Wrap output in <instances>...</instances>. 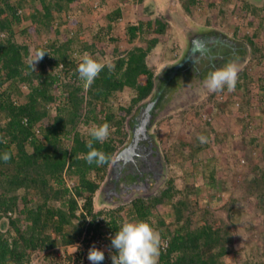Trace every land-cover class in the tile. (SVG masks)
Masks as SVG:
<instances>
[{
  "label": "trees",
  "instance_id": "16d2710c",
  "mask_svg": "<svg viewBox=\"0 0 264 264\" xmlns=\"http://www.w3.org/2000/svg\"><path fill=\"white\" fill-rule=\"evenodd\" d=\"M127 1L119 0L115 7H110L106 0L97 2L98 13L106 21L104 25L97 24L96 30L89 34H83V29L77 27L73 36L65 38L62 43H48L49 51L46 50L47 45L37 46L35 52L42 50L47 53L40 61L42 69L36 74L38 82L34 85L31 79L33 71L24 61L30 47L27 38L32 36L31 33L37 37L46 32L57 19L53 17L55 13L70 14L79 1L0 0V141L7 140V143L0 142V156L4 152L11 153L9 161L0 159V264H29L31 254L36 251L50 250L59 243L71 245L80 239L83 232H110L112 236L123 224L122 207L108 213L104 209L93 210L94 193L105 177L112 154L125 141V119L134 113H131L133 107L151 93L153 72L147 65L146 57L158 44L157 35L164 34L166 25L157 19L127 23L126 39L130 42L140 36L146 46H134L123 53L113 50L116 55L112 62L114 70L109 72L105 67L87 88L85 122L110 125L108 139L103 143L94 141L93 144L107 156L103 165L89 164L83 158L89 151L86 144L90 139L87 132L76 129L84 104L83 86L65 83L64 92L67 94L61 98V103L53 104L51 86L55 76L48 73L45 67L62 62L78 74L81 57L76 54L87 51L92 56L98 51L103 57L106 52L100 50L97 43L106 36L109 40H118L112 34L116 33L117 23H122L119 19L123 17ZM193 1L190 0L191 4ZM27 3L29 6H26ZM245 17L246 24L255 23L256 18ZM61 19L57 21L56 33H59L58 27L66 25V18ZM257 26L252 34L245 31L253 56L261 55L262 44L259 46L253 40L258 34L263 36L261 18ZM147 36L151 37L148 39ZM75 41L76 46L73 45ZM259 71L257 78L245 73L244 96L251 95L253 85L248 84L251 82L259 83L258 90L264 91V70L261 68ZM236 86H240L238 82ZM125 90H128L129 104L116 103L118 95ZM236 93L232 91V95ZM17 97H24L25 101L19 102ZM226 101L222 100V103ZM49 106L53 112L49 111ZM49 116L48 124L39 125L43 118ZM200 131L205 137L207 133L203 129ZM170 134L168 131L164 137L168 138ZM178 134V141L184 147L200 148L204 144L198 140L199 136L192 142L187 139V133L180 131ZM66 140L70 143H65ZM210 178L214 182V173L210 174ZM69 181L75 183L72 190L67 186ZM257 187L264 189V171L249 181L247 191L254 192ZM172 191V184L167 180L159 196L148 201L141 198L133 200L136 221H148L152 210L170 200ZM30 194L36 199L31 205ZM185 197L171 204L173 219L166 230L159 232L163 241L159 264H226V257L232 253L235 243V225L214 217L208 210H203L200 217L192 212L184 217V211L189 207ZM19 202H22V208H19ZM18 213L24 214V217L19 218ZM194 215L196 218H193ZM107 216L108 219L105 218ZM194 221L198 223L192 226ZM160 224H165V221H160ZM170 226H174L173 230H168ZM10 233L13 235L10 236ZM74 255L78 261L80 254ZM112 255H116L114 249Z\"/></svg>",
  "mask_w": 264,
  "mask_h": 264
},
{
  "label": "rangeland",
  "instance_id": "374dc122",
  "mask_svg": "<svg viewBox=\"0 0 264 264\" xmlns=\"http://www.w3.org/2000/svg\"><path fill=\"white\" fill-rule=\"evenodd\" d=\"M78 1L79 3L72 8L73 11L69 12L70 14L68 12L55 13L53 17L57 19L46 32L38 34L37 37L35 33H31L32 36L26 41L30 47H44L52 41L59 44L65 38L73 36L77 27L83 29V34H89L92 30H96L97 24L106 23L97 10V2L101 0ZM118 2L119 0H106L110 7H115ZM209 2H211L210 12L205 13L204 10L207 9ZM245 2L260 9L256 15L254 27L261 18L260 27L264 29V0H196L194 4H191L190 0H159L158 2L143 0L135 3L128 0L124 5L123 17L119 19L122 23L121 25L117 23L116 33L112 34L118 40L112 41L106 36L103 41L97 43L100 50L106 54L104 53L105 55L101 57V53L95 51L93 56L101 62H113L116 58V55L112 53L113 50L123 53L134 46L145 47L146 43L141 40L140 36L130 42L126 39L125 25L129 22L136 23L153 18L166 25L164 34L157 35L158 44L150 51L147 59L149 65L156 66V72L161 74L165 64L172 68L175 63L185 58L183 56H188L191 41L201 43L200 45L203 46V49L198 47L199 49L192 50V53L189 52V59L179 68L180 70H176L172 78H168L169 85H166L159 105L152 111V122L149 124L148 133L154 139L153 149L158 153V158L156 162L145 167L156 169L153 171L148 169L152 173H149L147 178L145 177L143 183L139 182L141 186L126 189L122 186L121 179L119 180L120 185H115V181L118 183V180L112 177L114 174L108 167L104 180L94 193L93 210L97 212L104 209L108 213L122 207L123 223L135 222L133 200L141 198L148 201L154 196H159L160 192L165 189L167 180H170L173 188L170 193L172 197L152 210L146 222L158 232L166 230L173 219L171 204L186 196L189 207L185 209L184 217L191 212L200 217L203 210H208L214 214V217L223 218L235 225V243L232 253L226 257V264H264V189L259 190L257 187L254 192L247 191L249 181L264 171V91L258 90L259 83L251 82L248 83L253 85L251 95L248 97L242 94L246 88L245 73L257 78L261 72L259 70L261 68L264 70V40H262L264 37L259 34L253 37L259 46L262 44L261 55L254 54L253 56L251 45L247 42L245 35V31L252 34L253 30L250 27L248 30L244 28L240 33L231 28L238 22L236 26L238 29L241 21H245L247 10L241 7ZM27 5L29 6L28 3ZM218 8L220 14H217ZM208 16L209 24L207 25L205 19ZM61 17L66 18V25L58 27V34L55 27ZM186 19L194 22L195 27L187 25ZM197 26L200 31H205L206 35H196ZM203 26L207 28L204 29ZM75 43L77 44V41L74 42V46H76ZM49 48L50 46L47 45L46 50L49 51ZM85 52L81 55L75 54L78 58H82ZM31 57L26 55L24 61L27 63ZM170 58L172 60H164ZM230 60H235L240 66L237 81L240 86L235 87L236 95H232V92L225 88V92L222 93L223 99L228 93L231 95L225 103H222L221 93H209L203 82L208 72L223 66ZM38 66L37 63L36 71H33L31 77L34 85L38 82L36 74L42 69ZM253 68L256 70L252 71ZM47 72L62 74L54 66L48 67ZM176 74L179 76L177 77ZM65 80L66 78L61 85L68 83ZM159 80L160 78L156 79V85ZM23 88L26 90L24 86ZM58 90L59 88L53 90V93L58 95ZM17 99L19 102L25 101L24 97H17ZM61 101L57 97L54 103H61ZM128 101V90H125L118 95L116 103L128 105ZM147 102L145 99L141 101V105L145 106ZM48 108L50 112H53L51 106ZM137 108L138 104L133 107L131 113H134L125 119L124 127L128 142L123 143L124 146L129 144L132 137L134 122L131 118L141 113V109L137 111ZM86 114L87 106L82 109L76 123V129L83 133L93 126L92 123L85 122ZM49 121L50 116L45 117L39 125H46ZM201 129L207 133L206 142L202 147H184L178 141L177 135H180L178 132L187 133V139L193 142L198 136H203ZM168 131L171 134L165 138L164 134ZM65 143L69 144L70 141L66 140ZM122 145L117 147L119 151L124 148ZM114 158L113 153L109 166ZM211 173H214V182L210 178ZM109 178L111 180L107 184ZM71 184L73 185L74 181ZM29 197L32 199L30 205L35 203V195L30 194ZM19 208H22V202H19ZM17 215L19 218L24 217L22 213ZM196 216L194 215L193 218ZM105 218L108 219V216ZM162 220L165 224L158 225ZM197 223L194 221L192 226ZM19 224L22 228V222ZM173 228L174 226H170L168 230H173ZM12 235L10 233V236ZM72 250L73 247L66 248L59 243L50 250L32 253L28 262L29 264H70L68 252ZM85 262L91 264L88 259Z\"/></svg>",
  "mask_w": 264,
  "mask_h": 264
},
{
  "label": "clouds",
  "instance_id": "9594fccd",
  "mask_svg": "<svg viewBox=\"0 0 264 264\" xmlns=\"http://www.w3.org/2000/svg\"><path fill=\"white\" fill-rule=\"evenodd\" d=\"M156 1L158 2L159 0ZM195 1L196 0H194L192 4H194ZM154 19L155 18H153V20ZM200 44L201 43H196L191 41L189 44L188 56L186 55L183 56L185 58L175 63V66H173L172 68H170L171 66L167 67V65L165 64V66L162 67L163 71L161 72V74L156 72V66L149 65V61L147 60L149 55L146 57L147 65L153 72V77H152L153 87L151 93L146 98L141 100L144 101L145 99H147L148 102L145 104V106H143V104L141 105V101L138 103V108L136 110L138 111L139 109H141V113L135 116V118H131V120H133V122L135 123L136 118H138L139 123L142 124V126H144L147 133H148L149 124L150 122H152L151 110L154 109L157 105H159V102L161 100V95L165 91L166 85L167 86L169 85L168 78H172L175 75L174 73L176 72V70L189 59L188 58L190 55L189 52L192 53V50H196L199 48L203 49V46H201ZM36 47L37 46L29 47V52L27 54V57H31V55L33 54V56L26 63L29 65L32 71H36V64L38 63V65L40 66V61L43 59L44 54L47 53L42 50L35 52ZM93 56L94 53L92 54V56L87 52L83 54L81 61L78 63L77 66L78 74H75L72 69H68V66H66L62 62L54 66L57 69L58 65L61 64V69L59 71L62 72L63 75L53 74L55 76V79L52 82L53 83L51 86L52 90H56L57 88H59L58 91L61 93L60 96H63L62 93L64 92L65 83L61 85V82L65 78H66L65 81H67L69 84H73L75 86L76 85L83 86L84 104L82 109L86 108L85 102L87 99V88H89L93 84L95 79L99 76V74L105 67H107L109 72H112L115 68L114 63H112L111 61L101 62L98 61L97 59H94ZM164 60H172V58L164 59ZM183 61L184 63L182 64ZM50 66L52 65L49 64L46 65L45 67L46 71ZM240 70L241 69L239 64L235 60H230L227 63H225L223 66L216 68L207 73L203 82L204 87L207 89L209 93L220 92L221 93L220 98L226 101V99L229 98V94H227L226 98L223 99L222 93L223 91L225 92L224 90L225 88L229 92L235 90L237 81L239 79ZM48 73L52 74L51 72ZM60 76H63V78H60ZM157 78H160L158 85H156ZM56 84L57 86H55ZM57 97H59V95L54 94L53 104L56 101ZM87 134L90 137V139L87 141L86 144V147L89 149V151L83 158L89 164L95 162L98 166L103 165L107 160V156L104 152L96 149L93 146V144L94 141L103 143L108 139L110 135V125L108 123L93 125L87 128ZM198 140L201 143L206 142V138L204 136H199ZM0 142L7 143V140H2ZM126 142H128V135H126L125 141L123 143ZM124 145L125 144H123L122 146ZM125 147L126 146H124V148ZM118 149L116 148V150L114 151L115 158L119 154V152L122 151V149H120V151ZM0 159H3L5 162L9 161L11 159V153L4 152L2 156H0ZM108 167L110 166L108 165ZM110 247L111 249H114L116 251V255L111 256L112 264H159V256H160L161 248L163 247V241L161 239L160 233L156 229H154L148 222L146 221L125 222L122 224L119 230L110 237ZM76 250L77 248L74 251ZM87 259L91 262V264H101V262L105 259V255L102 250L97 249L93 245L92 247H90L87 253Z\"/></svg>",
  "mask_w": 264,
  "mask_h": 264
},
{
  "label": "flooded vegetation",
  "instance_id": "af4514ba",
  "mask_svg": "<svg viewBox=\"0 0 264 264\" xmlns=\"http://www.w3.org/2000/svg\"><path fill=\"white\" fill-rule=\"evenodd\" d=\"M132 127H133L132 137L129 143L131 146L134 145L132 147V149L133 148L134 149L133 150L131 149V153L127 156L122 154L123 156L120 155L119 158L117 159L115 158L110 166L111 171L114 174V176L112 175V177L118 180V183L117 181H115V185H118L119 180L121 179V182L123 183L122 186H124V188L126 189H128L129 187L132 188L135 186L134 188H138V186H141V184L139 185V182L143 183L144 182L143 180H145V177L147 178L148 174L152 173V172H149V170L153 171L154 169H156L152 167H150L149 169L145 167V165L148 166L152 162H156L158 158L155 156L156 152L153 149L154 139L152 138V136H150V134L147 133L144 126H142V124L139 123L138 118H136V122L133 123ZM126 146L128 147L129 144ZM144 154L147 155V157H145ZM143 166L145 168H143ZM125 168L127 169L124 170ZM144 173L146 174L144 175ZM132 176H136V177L134 178ZM110 180L111 178L108 179L107 184H109Z\"/></svg>",
  "mask_w": 264,
  "mask_h": 264
},
{
  "label": "built area",
  "instance_id": "2783aa9c",
  "mask_svg": "<svg viewBox=\"0 0 264 264\" xmlns=\"http://www.w3.org/2000/svg\"><path fill=\"white\" fill-rule=\"evenodd\" d=\"M61 69V64L58 65L57 70ZM60 78H63V76H60ZM57 86V84L55 85ZM59 99L63 96H65L67 93L63 92V96H60V92L58 91ZM72 181L67 182V186L70 190H72L73 185L71 184ZM96 212V211H95ZM111 237L110 232L102 233V234H94L92 231L87 233L83 232L80 239L71 245H67L64 247H73V250L71 252H68V255L72 256L70 260V264H87L85 260L87 259V253L93 245L104 252L105 259L102 261V264H112L111 256L112 255V249L110 245H108V238ZM77 248L76 251H74ZM76 253L80 254V259L78 261L75 260ZM32 255V254H31Z\"/></svg>",
  "mask_w": 264,
  "mask_h": 264
},
{
  "label": "crops",
  "instance_id": "0c3cea01",
  "mask_svg": "<svg viewBox=\"0 0 264 264\" xmlns=\"http://www.w3.org/2000/svg\"><path fill=\"white\" fill-rule=\"evenodd\" d=\"M262 5H263V3H262ZM211 7V2H209L208 4H207V9H205L204 11H205V13H209L210 12V8ZM221 7V6H220ZM241 7L242 8H244V10H247L246 11V15L247 16H250V17H253V18H257V13H258V10H260V9H256L254 6H252L251 4H248V3H244L243 5H241ZM224 9H225V7H223ZM221 11H223V10H221ZM232 10L230 9V12H231ZM220 12V9L218 8V10H217V14H220L219 13ZM255 12H256V14H255ZM186 21H187V25H189V26H191V27H195V23L194 22H192V21H190V20H188V19H186ZM249 21H251V20H249ZM205 23L208 25L209 24V16H208V18H206L205 19ZM247 22H246V20L245 21H241V24H240V26H239V28L237 29L236 28V26H238L237 24H238V22H236V24H235V26L234 27H231L232 29H235V31L237 32H242V30H244V28H247V30H248V28L250 27L252 30H253V32H254V28H257L256 26L254 27V25H255V23H253V24H246ZM204 27V26H203ZM207 28V26H205L204 27V29H206ZM261 30H263V28H260ZM196 35H206L205 34V31H200L199 30V26H197L196 27V33H195ZM262 34H263V36H264V31H262ZM237 35V34H236ZM241 35V34H240ZM204 37V36H203ZM206 37V36H205ZM242 43V42H241ZM154 109H152L151 111H153ZM153 148H154V146H153ZM156 152V151H155ZM145 155V154H144ZM158 155V153H156L155 154V156L156 157H158L157 156ZM145 157H147V155H145ZM148 160V159H147ZM143 165H145V164H143ZM146 166V165H145ZM149 175V174H148Z\"/></svg>",
  "mask_w": 264,
  "mask_h": 264
},
{
  "label": "water",
  "instance_id": "95a60500",
  "mask_svg": "<svg viewBox=\"0 0 264 264\" xmlns=\"http://www.w3.org/2000/svg\"><path fill=\"white\" fill-rule=\"evenodd\" d=\"M132 147H133V146H131V145L129 144V146H128V147L126 146V147L122 150V152H119V154H118L116 157L119 158V156L122 155V154H124L125 156L129 155V154H127L128 149H132Z\"/></svg>",
  "mask_w": 264,
  "mask_h": 264
},
{
  "label": "bare ground",
  "instance_id": "6f19581e",
  "mask_svg": "<svg viewBox=\"0 0 264 264\" xmlns=\"http://www.w3.org/2000/svg\"><path fill=\"white\" fill-rule=\"evenodd\" d=\"M134 146V145H133ZM131 153V149H128V152H127V154H130ZM123 156V155H122ZM123 158V157H122Z\"/></svg>",
  "mask_w": 264,
  "mask_h": 264
}]
</instances>
